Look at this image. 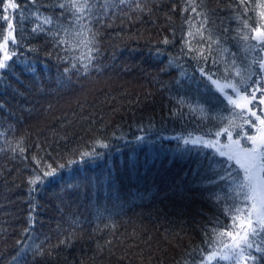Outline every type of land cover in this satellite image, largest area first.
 Returning <instances> with one entry per match:
<instances>
[{"label": "trees", "instance_id": "1", "mask_svg": "<svg viewBox=\"0 0 264 264\" xmlns=\"http://www.w3.org/2000/svg\"><path fill=\"white\" fill-rule=\"evenodd\" d=\"M6 1L0 264L18 252L27 264H207L230 240L212 230L233 233L251 204L234 160L179 136L226 132L246 148L264 126V0H88L83 13L72 4L84 0H13L5 20ZM210 78L255 97L251 110ZM256 221L253 247L219 264H264Z\"/></svg>", "mask_w": 264, "mask_h": 264}, {"label": "snow or ice", "instance_id": "2", "mask_svg": "<svg viewBox=\"0 0 264 264\" xmlns=\"http://www.w3.org/2000/svg\"><path fill=\"white\" fill-rule=\"evenodd\" d=\"M63 7V5H61ZM88 6V0H84L83 4L79 3H73L72 7L76 9L77 12L83 13L84 9ZM10 8H15L16 5L14 3H10L8 5ZM261 7H264V5H261ZM195 11V9H193ZM264 15V13H262ZM80 17H77L79 19ZM5 20L8 19L7 16L4 17ZM51 21L45 18L44 23H50ZM12 23L9 21L8 28L9 33L8 35L3 36V43L0 44V52L3 53L2 57H0V70L6 69L9 67L8 61L12 59V56L15 55L14 53L9 52V42L12 44H15V38L12 35ZM247 39V37H245ZM257 40L264 42V32H260L259 35L256 37ZM93 41H87V44L92 43ZM164 43H168L167 40L164 41ZM94 49H89V55H88V63H91V60L93 57L91 56V52ZM83 59V57L81 58ZM85 70H87L88 64L84 65ZM261 67L264 68V63L261 64ZM67 71V69L65 70ZM213 83H216L213 81ZM222 90V89H221ZM235 90V89H234ZM230 102L231 101V98ZM259 119V117H257ZM261 125H264V120L260 121ZM225 131H227L225 129ZM219 135V133L217 134ZM230 135V133H229ZM138 140L142 139L141 137H137ZM183 139V138H181ZM249 139L252 141V147L250 148H243L239 149L238 151H233L230 149L229 152L220 151L221 156H227L228 160H235L236 164L239 165L240 169L243 170V178L242 180L237 184V188L243 192L245 201H251L252 202V209L248 210V216L249 219L247 220V228L244 229V235L241 236L239 232H237L235 235H233L231 232H219L217 233L215 229H213V233L218 238L219 242L223 243V237L227 236L230 238L231 242L224 244L223 249L221 252H223V255H221V252L216 251L213 249L207 257H205V261L207 264H219L221 260L223 261H232L233 259L240 257L243 258L242 254L246 249H251L253 247V243L250 241L249 237L250 235L254 237L256 235L255 230L252 228L253 221L251 220L252 211L255 210L257 213V223L262 226V230H264V131L261 132V134L258 137H249ZM97 144L101 148H107L108 144L97 141ZM184 143H192V144H201L204 143L206 146H212V142L208 141L205 142L202 139H184ZM238 145V142H237ZM228 147V146H225ZM21 152H23V149H20ZM100 153H97L95 151V148H93L91 151H84L81 152L80 156L81 158L85 157H93L98 156ZM69 164L73 163V161L69 160ZM59 167L63 168L64 165H60ZM50 171L45 172V176H52L56 173V168H51L49 165ZM38 181H41V177L36 176L34 179H30L29 183L32 185L37 184ZM42 182V181H41ZM34 190V189H33ZM233 211L232 208H226V213H231ZM236 212H242L244 210L236 208ZM237 218L233 216V221L235 222ZM244 221L241 220V226L243 227ZM233 227H235V223L233 224ZM61 244L66 243V241H61ZM208 243L209 248H212V245L217 243L216 240L213 241H206ZM258 251L262 249H257ZM36 255L43 256L44 252L43 250H37ZM51 255V253H49ZM13 260L16 261V264H27V261L24 258V255L22 252H18L16 256L13 257Z\"/></svg>", "mask_w": 264, "mask_h": 264}, {"label": "rangeland", "instance_id": "3", "mask_svg": "<svg viewBox=\"0 0 264 264\" xmlns=\"http://www.w3.org/2000/svg\"><path fill=\"white\" fill-rule=\"evenodd\" d=\"M10 3H14L13 0H7L6 3H5L6 16L8 15L9 10L11 9L10 7H8V5ZM7 29H8V31H7V35H8V33H9L8 26H7ZM260 32H264V29H262V28L255 29L254 30L255 36L257 37ZM260 42L263 44V52H262V58L263 59L262 60L264 61V42H262V41H260ZM2 55H3V53L0 52V57H2ZM210 80H211L212 83H213V81L216 82V83H213V84L215 85V87L217 89H219V91L225 97H227L228 99L231 98V101H234V102L238 103L240 106H243V107H245L248 110H251V101L253 99H256L255 97L247 96L245 93L241 92L236 86H234L230 82L220 81V80H217V79H214V78H210ZM262 91L264 92V90H262ZM260 100H263L262 106L264 108V95L262 96V98ZM254 110L255 109H253V111ZM259 121H261V119H259ZM257 130H258L257 134H255L253 137H258L261 134V132L264 131V126L259 127ZM179 137H180V139L183 138V139H181L183 141H184V139L192 140V139H197V138L202 139L205 142L211 141L212 142V146H209V147L214 149V150H216L219 153H220V151L229 152L230 149L233 150V151H238L239 149L245 148V147H241L239 145V143L237 145L238 141L233 139V138H231L229 136V133H226V132H221L219 135H215L213 137H207V136H203V135H200V134H189V135H184V136H179ZM201 144H204V143H201ZM225 146H228V147H225ZM250 147H252V141H251L250 146L246 147V148H250ZM250 204H251V209H252V202L251 201H250ZM248 219H249V216L246 219L243 227L240 226V225H238V226L235 225V227H233L234 232L232 234L235 235L237 232H239L240 235L242 236V234H244V229L247 228V220ZM254 219H256V220L258 219L257 213H256L255 210L252 211V215H251V220H253V222H254ZM230 242H231V240H229L228 243H230ZM223 247H224V245L219 247V248H217L216 251L221 252ZM210 253L211 252H209L206 255V257L208 255H210ZM221 255H223V252H221Z\"/></svg>", "mask_w": 264, "mask_h": 264}, {"label": "bare ground", "instance_id": "4", "mask_svg": "<svg viewBox=\"0 0 264 264\" xmlns=\"http://www.w3.org/2000/svg\"><path fill=\"white\" fill-rule=\"evenodd\" d=\"M15 35V34H14Z\"/></svg>", "mask_w": 264, "mask_h": 264}]
</instances>
